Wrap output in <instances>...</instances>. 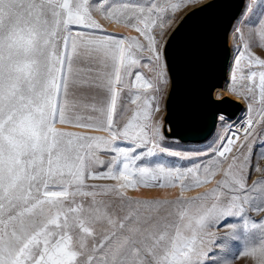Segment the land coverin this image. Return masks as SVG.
<instances>
[{
	"label": "snow or ice",
	"instance_id": "snow-or-ice-1",
	"mask_svg": "<svg viewBox=\"0 0 264 264\" xmlns=\"http://www.w3.org/2000/svg\"><path fill=\"white\" fill-rule=\"evenodd\" d=\"M216 4L0 0V264H231L237 244L236 255L264 264V220L248 214L264 212V58L251 50L252 42L264 50V2L244 21L254 29L252 42L234 28L243 43L234 46L230 91L248 102L245 121L220 112L205 147L181 148L168 119L171 93L164 98L172 40L184 22ZM101 20L138 35L104 32ZM84 89L93 91L91 102ZM125 92L135 108L121 125ZM253 103L262 105L255 115ZM101 149L115 155L106 163ZM144 160L150 162L137 163ZM222 163L211 189L184 196L211 183ZM254 173L260 178L249 184ZM98 180L115 183H89ZM177 184L174 199L128 195Z\"/></svg>",
	"mask_w": 264,
	"mask_h": 264
},
{
	"label": "water",
	"instance_id": "water-1",
	"mask_svg": "<svg viewBox=\"0 0 264 264\" xmlns=\"http://www.w3.org/2000/svg\"><path fill=\"white\" fill-rule=\"evenodd\" d=\"M245 3L246 0H217L215 7L184 22L172 40L168 49V119L182 142L207 141L220 112L236 117L243 109L242 102L230 96L218 100L215 91L227 78L231 58L229 35ZM190 11L192 8L187 12Z\"/></svg>",
	"mask_w": 264,
	"mask_h": 264
},
{
	"label": "rangeland",
	"instance_id": "rangeland-1",
	"mask_svg": "<svg viewBox=\"0 0 264 264\" xmlns=\"http://www.w3.org/2000/svg\"><path fill=\"white\" fill-rule=\"evenodd\" d=\"M110 2H111V0H110ZM140 2L145 3V4H148V3H151V2L163 3L164 0H140ZM262 2H264V0H256V3L253 5V10L251 12H246L245 11L246 5L252 3V0H246L245 6H244V10H243L242 14L240 15V17L238 18V20H237V23L239 24V26H240V28H241V30L243 32L245 41H250V42L253 41L252 33H253L254 29H253L251 24L245 23L244 21L245 20H251V19H253L254 17L257 16V13L259 12L260 4ZM189 9L190 8H188L186 11H188ZM183 14H184V12H181V13L178 14L176 22L180 20V18L183 16ZM97 18L99 19V16H97ZM176 22H174L173 26L175 25ZM101 24L103 26L104 32H107V33H115L118 36H137L138 35L134 31V29L125 26L123 23L116 24L114 21L109 22V21L101 20ZM256 27L258 28V25ZM236 40H237V38L235 37V41ZM254 40L258 41V33L255 35ZM238 43L242 47V43L243 42L237 40L236 41V45ZM229 45H230V42H229ZM251 50L256 55H259V56H261V58H264V50H261V48L258 47L256 42H252L251 43ZM144 55L147 56V53H144ZM254 70H257V69H254ZM142 71L144 72L146 77L151 78L152 74L150 72H148L147 69H142ZM244 83H246V82H244ZM170 90H171V83L164 90V98L165 99H168V95H169ZM82 91L88 97V101L87 102H91V96L93 95V91L90 90V89H84ZM133 91H135V89H133ZM261 107H262V105H260L259 103H253V110L254 111L251 114L255 115L256 112H258ZM134 108H135V105H132L130 103V100L128 98V94H127V92H125L124 95H123L122 103H118V115L116 117L118 123L122 125L125 122V120L128 118V116L131 115V110L134 109ZM122 109H127L128 110L124 116H120V114H119L120 110H122ZM162 114L163 113H161V115ZM57 127L58 128H62L64 131L85 132L88 135L105 136V137H107V135H108L107 133L104 134V132L103 133L102 132H98L97 130L75 128V127H71V126H68V125L57 124ZM217 131H218V123H217V125H216V127L214 129V132H213L212 136L207 141L202 142V143H186V142H182L178 138L177 139L179 140L181 148H203L214 138V135L217 133ZM258 131H259V128H258ZM118 142H121V141H118ZM123 143H125V142H123ZM255 143H258V139L255 141ZM255 150L256 149H254V151ZM97 155H98L100 160L105 161L107 163L108 161H110L112 159L113 155H115V154L110 152V151L101 149V150H98ZM163 157L168 159L169 161H172L174 159H178L176 157H168L167 155H164ZM151 160H155V159L152 158ZM183 161H184V166L185 167L190 166V162L189 161H186V160H183ZM146 162H150V161L144 160V161H138L137 163L141 164V163H146ZM260 164H261V166H264V160L260 161ZM226 167H227V164L226 163H222L221 173L218 174L215 177V181L216 180H220L222 178V171ZM99 170L100 171H104V170H106V168H101ZM258 178H260V174L259 173H254L252 175L251 179L249 180V184H251L252 180H256ZM89 183H95V184H101V185L109 184L110 185V184L115 183V181H112V180H98V181H89ZM214 185H215V183H214ZM211 188H209V189H211ZM165 196H167V195L162 196L160 194H157L156 196H149V197H165ZM177 196H179V195H175L174 197L173 196H170V197L167 196V197L170 198V199H174ZM104 199H109V198L105 197ZM248 214L255 221L264 220V212L256 213V212L250 211ZM240 250H241V245L237 244L236 247L234 248V258L231 259V264H253V261L251 259L244 258V257L236 255L237 253L240 252Z\"/></svg>",
	"mask_w": 264,
	"mask_h": 264
},
{
	"label": "bare ground",
	"instance_id": "bare-ground-1",
	"mask_svg": "<svg viewBox=\"0 0 264 264\" xmlns=\"http://www.w3.org/2000/svg\"><path fill=\"white\" fill-rule=\"evenodd\" d=\"M206 1L207 0H203V2H206ZM196 6H198V5H194L193 7H196ZM237 20L235 21V23H234V25L232 27V30L230 32V35H229V42H230V48H231V58H230L231 60H230L229 65H228L227 78H226V80L224 82V85L222 87L216 89L215 97L217 98L218 95H220L221 90H223L222 94H223L224 97L225 96H230L231 98L242 102L243 109L241 110V112L236 117H231V119L233 121H237L238 120V121L241 122L242 120H246L247 117H248V114H249L248 113V102L244 101L243 99H238L230 91L231 87L233 86V83L231 81L230 76H231V72L234 69L233 60H234V57L236 55V52L234 50V46L236 45V41L237 40L235 41L234 28L238 24ZM174 27H175V25L173 26V28ZM239 83H244V82H239ZM81 129H83V128H81ZM98 132H102L103 133L104 131H98ZM105 133H107V132H104V134ZM117 146H122L123 147V146H127V144L123 143V142H118ZM153 159H157V158H153ZM163 159H164L165 162L170 163L172 165L179 166L181 168L185 167L184 166V161L182 159L178 158V159H174L172 161H169L168 159H166L164 157H163ZM187 167H189V166H187ZM215 182L216 181L214 179L211 183H209L207 185H204L202 187H193L190 190H185L184 196L185 197H194V196H196V195L208 190L209 188H211L214 185ZM157 194H160L162 196L167 195L169 197L170 196L174 197L175 195H180V186H179V184H177V186L174 187V188H143V187H140L138 191H134V190H129L128 191V195H130V196H146V197H149V196H156Z\"/></svg>",
	"mask_w": 264,
	"mask_h": 264
},
{
	"label": "built area",
	"instance_id": "built-area-1",
	"mask_svg": "<svg viewBox=\"0 0 264 264\" xmlns=\"http://www.w3.org/2000/svg\"><path fill=\"white\" fill-rule=\"evenodd\" d=\"M243 121H245V120H242L241 122H243Z\"/></svg>",
	"mask_w": 264,
	"mask_h": 264
}]
</instances>
